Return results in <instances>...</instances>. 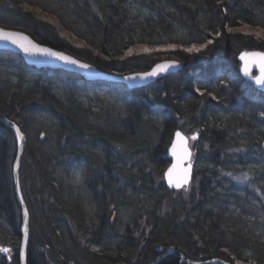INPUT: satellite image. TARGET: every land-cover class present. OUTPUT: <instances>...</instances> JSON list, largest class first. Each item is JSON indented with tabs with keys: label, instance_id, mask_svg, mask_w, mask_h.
<instances>
[{
	"label": "trees",
	"instance_id": "16d2710c",
	"mask_svg": "<svg viewBox=\"0 0 264 264\" xmlns=\"http://www.w3.org/2000/svg\"><path fill=\"white\" fill-rule=\"evenodd\" d=\"M241 25L264 30V0H0V27L103 72L160 61L125 55L133 46L207 44L175 51L180 72L140 90L0 52V113L26 139L27 264H264V92L240 76L236 60L245 49L264 51V39L228 31ZM176 129L197 134L184 198L163 180ZM15 150L0 122V245L13 249L0 264H19ZM245 167L250 186L224 175Z\"/></svg>",
	"mask_w": 264,
	"mask_h": 264
},
{
	"label": "water",
	"instance_id": "95a60500",
	"mask_svg": "<svg viewBox=\"0 0 264 264\" xmlns=\"http://www.w3.org/2000/svg\"><path fill=\"white\" fill-rule=\"evenodd\" d=\"M0 33L9 34L8 39L0 38V52H11L14 54H18L22 57L25 64L28 66H33L38 69L47 68L50 70H62L67 73L79 75L86 81L100 80L112 83H123L129 90H140L142 88H145L160 77L174 73L177 70L181 69V63L179 61L167 60L158 62L154 64L150 69L142 72H134L124 75L103 72L96 68L94 65L81 61L64 51L57 50L47 45L38 43L23 31L5 29L0 27ZM25 48H27L28 51H25ZM37 49H44L46 50V52H39L37 51ZM47 53H55L56 55H48ZM254 54L257 56H264V51L242 50L237 55V60L240 63L239 74L244 80L250 82L257 90L264 92V84L256 83V80L258 78L264 77V62L258 59H241V57H253ZM58 56L67 57L68 60L75 61V63H68L64 60H60L57 58ZM81 64L87 65V67H79V65ZM162 64H169L172 65V67L167 68L163 72L157 71L155 76L149 75V73L156 71ZM246 66L247 73L245 72ZM253 73L255 74L253 75ZM0 122L12 131L16 142L15 157L12 164V182L15 199L22 215V226L20 229L21 238L19 246V264H27L29 246V212L22 196L19 178L20 162L24 154L26 139L19 126L1 113ZM177 133L179 134L180 138L177 137ZM192 137L197 138V134L195 133L193 135L187 136L179 129H176L173 133L172 140L166 151V157L170 160V164L163 173L165 186L169 190H181L182 188L187 187L192 181L193 160L192 149L189 145V141L194 140L192 139ZM262 146L264 148V142L262 143ZM170 169L172 170L171 182L169 179ZM185 179L187 180L186 184L183 183ZM182 184L183 186H180ZM182 263L231 264L218 258L203 261H191L189 259H186L185 257H182L181 264Z\"/></svg>",
	"mask_w": 264,
	"mask_h": 264
},
{
	"label": "rangeland",
	"instance_id": "374dc122",
	"mask_svg": "<svg viewBox=\"0 0 264 264\" xmlns=\"http://www.w3.org/2000/svg\"><path fill=\"white\" fill-rule=\"evenodd\" d=\"M39 15L41 17H43V19H48V20H51V21H54L51 17H48V16H45V15H41V13H39ZM3 28V27H2ZM7 29V28H5ZM14 30V29H12ZM229 32H239L240 34L242 35H247V36H252L253 38H260V39H264V30L261 29V28H258V27H252V26H247V25H241V26H238L236 28H229L228 29ZM65 34V33H64ZM66 35V34H65ZM71 41L74 42L75 44H81V42L71 38ZM208 41H212V39L209 38ZM82 45V44H81ZM207 44H198V45H192L190 47H181V46H175V45H164V46H146V45H138V46H133L131 47L125 55H128L129 53L131 54H140V53H143L145 52L144 50L147 49L148 51L145 52V53H150L152 56H155L157 57L158 59H160V61L158 62H161V61H167V60H175V61H179L181 63V68H182V62L180 60H178L176 58V53H174L175 51H179V50H183L185 52H189L191 53L190 51H188V49H192V48H197V49H200L202 50L203 48H205ZM156 49H159L160 51H155ZM247 50V49H245ZM198 52V51H197ZM241 52V51H240ZM239 52V53H240ZM238 53V54H239ZM14 54V53H13ZM18 55V54H17ZM21 57V56H20ZM236 60H237V57H236ZM238 61V60H237ZM157 62V63H158ZM156 64V63H155ZM239 67H240V63L238 61V73H239ZM181 69L177 70L176 72L174 73H171V74H167L166 76H163V77H160L159 79H157L156 81L150 83L149 85L157 82L158 80L164 78V77H168V76H172L173 74H176V73H179ZM142 72V71H141ZM131 73H134V72H131ZM115 74V73H114ZM255 73H253L254 75ZM90 82V81H88ZM248 82V81H247ZM250 83V82H249ZM123 84V83H122ZM148 85V86H149ZM147 86V87H148ZM253 86V85H252ZM254 87V86H253ZM259 91V90H258ZM147 94H149V92H146ZM150 97V95H148V98ZM152 99V98H151ZM195 134V133H194ZM187 136H190V135H193V134H186ZM195 140H190L189 141V145L192 149V159L194 158V155H195V151H194V146H195ZM194 166V164H193ZM225 176H227L230 180H232L236 185H239V186H250L251 185V180H253V169H249L248 167H245V168H242L241 170H238L236 172L234 171H231V172H226L224 173ZM192 182V181H191ZM191 184V183H190ZM188 185L187 187H184L182 188L181 190H177L176 192H179L181 193V195H183L182 198L185 197V193L188 192L189 188L191 185ZM21 212V211H20ZM21 226H22V215H21ZM28 229H29V225H28ZM9 247V248H8ZM6 246V247H3L0 245V259L3 258L5 259L6 261H10L11 258L13 257V249L10 248V246ZM7 250V251H2V250ZM19 253V252H18ZM181 264V263H180ZM184 264V263H182Z\"/></svg>",
	"mask_w": 264,
	"mask_h": 264
},
{
	"label": "snow or ice",
	"instance_id": "6c2138e0",
	"mask_svg": "<svg viewBox=\"0 0 264 264\" xmlns=\"http://www.w3.org/2000/svg\"><path fill=\"white\" fill-rule=\"evenodd\" d=\"M0 38H2V39H8V38H9V34H7V33H0ZM209 43H211V41H209ZM24 50H25V51H28L27 48H25ZM199 50H200V49H197V48L188 49V51H190V52H197V51H199ZM37 51H39V52H46V50H44V49H37ZM144 51L147 52L148 50L145 49ZM155 51H160V50H159V49H156ZM47 54H48V55H53V56L56 55L55 53H47ZM129 55H131V53H129ZM57 58L60 59V60H64V61H66V62H68V63H75V61L68 60L67 57H64V56H58ZM241 59H258V60L264 62V56H257V55H255V54L253 55V57H248V58H246V57H241ZM79 67H81V68H86L87 65H83V64H81V65H79ZM169 67H172V65H169V64H162V65H160V66L158 67V69H157L156 71H153V72L149 73V75H150V76H155L157 71H159V72H163V71H165V70H166L167 68H169ZM245 72L247 73V66H246V68H245ZM256 83H257V84H264V77L258 78V79L256 80ZM18 136H19V134H18ZM177 137L180 138L178 133H177ZM195 138H196V137H192V139H195ZM181 139H182V138H181ZM174 167H175V166H174ZM171 173H172V170L170 169V170H169V179H170V182H171ZM183 183L186 184V183H187V180L185 179ZM180 186H183V184L180 185ZM2 251H7V250L5 249V250H2Z\"/></svg>",
	"mask_w": 264,
	"mask_h": 264
},
{
	"label": "bare ground",
	"instance_id": "6f19581e",
	"mask_svg": "<svg viewBox=\"0 0 264 264\" xmlns=\"http://www.w3.org/2000/svg\"><path fill=\"white\" fill-rule=\"evenodd\" d=\"M193 160V159H192Z\"/></svg>",
	"mask_w": 264,
	"mask_h": 264
}]
</instances>
